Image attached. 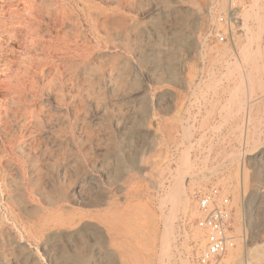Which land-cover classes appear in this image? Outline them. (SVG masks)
I'll return each mask as SVG.
<instances>
[{
    "label": "rangeland",
    "instance_id": "374dc122",
    "mask_svg": "<svg viewBox=\"0 0 264 264\" xmlns=\"http://www.w3.org/2000/svg\"><path fill=\"white\" fill-rule=\"evenodd\" d=\"M25 3L34 45L0 86V264H197L210 186L231 197L233 263L264 264V0H0L1 20ZM235 7L234 41L207 42ZM183 152L195 213L167 253Z\"/></svg>",
    "mask_w": 264,
    "mask_h": 264
},
{
    "label": "bare ground",
    "instance_id": "6f19581e",
    "mask_svg": "<svg viewBox=\"0 0 264 264\" xmlns=\"http://www.w3.org/2000/svg\"><path fill=\"white\" fill-rule=\"evenodd\" d=\"M219 2V1H218ZM225 2V1H224ZM225 4V3H224ZM218 5V4H217ZM227 5V4H226ZM82 6V5H81ZM219 7V6H218ZM14 17L18 16L20 11L16 10L14 11ZM3 13L0 14V22H3L1 20V16ZM33 6L30 4L25 3L24 8V14L23 16L20 15L19 21L16 20L10 21L8 20L9 24L7 23H0V58L6 59L8 61H2L0 60V86L1 84H5L8 88L6 90V94L13 93L12 90H10L9 85L11 84V79L17 74V69L19 68L22 61L25 60L26 53L30 48L33 47V37L35 35L34 27L32 26L31 21L33 20ZM10 18V17H9ZM262 19V18H261ZM11 20V19H10ZM260 20V19H259ZM261 21V20H260ZM263 25V24H261ZM263 28V27H262ZM262 31V30H261ZM252 32V31H251ZM3 36H6L7 38H3ZM31 39V41H29ZM262 39V38H261ZM262 43V42H261ZM262 45V44H261ZM260 49V48H259ZM15 53V57L12 59V54ZM261 53V51H260ZM263 54V53H262ZM252 55H250L251 57ZM253 57V56H252ZM262 57V56H261ZM264 57V56H263ZM254 59V58H253ZM264 61V60H263ZM249 64V63H248ZM247 64V65H248ZM51 67V66H50ZM253 67V66H252ZM251 67L250 73H254L253 68ZM255 68V67H254ZM259 69V68H258ZM262 69V68H261ZM253 70V71H252ZM257 70V68H255ZM264 70V68H263ZM244 71V69H243ZM246 72V71H245ZM173 73V72H172ZM248 72V74H250ZM246 74V73H245ZM247 74V75H248ZM174 76V75H172ZM250 76V75H248ZM247 76V77H248ZM252 76V75H251ZM254 78V77H253ZM247 79V78H246ZM200 84V83H199ZM2 90V89H1ZM237 91V90H236ZM237 93V92H236ZM235 93V94H236ZM244 93V92H243ZM7 96V95H6ZM96 96V95H95ZM247 96V94H246ZM250 96V95H249ZM236 97V96H235ZM11 98V97H9ZM251 99V97H250ZM5 100V98H4ZM248 101V100H247ZM1 102V100H0ZM250 105V104H249ZM248 108V107H247ZM249 116V115H248ZM249 118V117H248ZM249 121V120H248ZM190 127V126H189ZM191 129V128H190ZM190 129H188L187 135H190ZM258 147V146H257ZM259 148V147H258ZM254 152V150H253ZM184 153V152H183ZM250 155H254L255 153H248ZM240 155V154H239ZM262 155V152L261 154ZM189 153L186 152L182 156V165L178 167V173L175 176L174 183L168 188L167 194L164 198H162V211H165V209L168 207V205L171 204V207L169 206L167 214L164 213V231L162 234V247L165 250V252L169 253V249L171 248L174 239L176 238V225H175V219L178 217V214L180 211H183L184 215L186 217L192 215L195 213L193 210H191V197H189V189L187 188V185H185V179L182 173V168L184 165H188V167H191L192 163L189 160ZM173 173V172H171ZM176 173V172H175ZM173 177V176H172ZM208 180V179H206ZM193 182V180H192ZM191 182V184H192ZM195 182V181H194ZM203 182V181H201ZM189 186V185H188ZM225 186H228L225 184ZM224 186V187H225ZM190 188V187H189ZM192 189V188H191ZM42 191V190H41ZM166 191V190H165ZM75 194V193H74ZM73 196V195H72ZM95 196V195H94ZM93 196V197H94ZM82 198V197H81ZM89 198V197H88ZM90 199V198H89ZM93 199V198H92ZM91 200V199H90ZM93 206V205H92ZM101 207V206H100ZM138 208V207H137ZM141 208H143L141 206ZM97 210V209H96ZM99 210V209H98ZM110 210V209H109ZM108 210V211H109ZM115 210V209H114ZM140 210V209H139ZM144 210V209H143ZM113 211V210H112ZM123 211V210H121ZM197 211V210H196ZM96 212V211H95ZM117 212V211H116ZM115 212V213H116ZM198 212V211H197ZM108 213V212H107ZM112 213V212H110ZM114 213V212H113ZM127 213V211H126ZM132 213V212H131ZM118 214V213H117ZM138 214V213H137ZM121 215V214H119ZM80 216V215H79ZM92 216V215H91ZM97 216V215H96ZM112 216V215H111ZM115 216V215H114ZM154 216V215H153ZM86 217V216H85ZM98 217V216H97ZM144 217V216H143ZM156 217V216H155ZM79 218V217H77ZM89 218V217H88ZM117 218V217H115ZM160 218V217H159ZM58 219V218H57ZM56 219V220H57ZM73 219V218H72ZM80 219V218H79ZM97 219V218H96ZM103 219V218H102ZM118 219V218H117ZM116 219V220H117ZM68 220V219H67ZM76 220V219H75ZM99 220V219H98ZM159 220V219H158ZM177 220V219H176ZM106 221V220H105ZM109 221H111L109 219ZM62 223V222H61ZM60 223V224H61ZM53 225V224H52ZM55 225V224H54ZM70 225V224H69ZM180 227V226H179ZM48 228V227H47ZM158 228V227H157ZM49 229V228H48ZM68 229V227H67ZM122 229V228H121ZM156 229V228H155ZM202 231V230H201ZM200 229L195 231L193 235L191 236L192 241L195 243V248L201 250L203 248V245L205 243V235L203 232H201ZM180 234H178L179 236ZM185 239V238H184ZM183 239V240H184ZM176 240V239H175ZM30 245V244H29ZM28 246V245H27ZM177 247V246H176ZM35 250L37 248H34ZM131 249V248H130ZM233 249V248H232ZM231 249V250H232ZM236 249V248H235ZM178 250V249H177ZM197 250V249H196ZM230 252V251H229ZM228 252V253H229ZM235 252V253H234ZM183 253V252H182ZM192 253V252H191ZM229 256L227 264H235L233 261H235V258L238 256L239 250L231 251ZM131 254V253H129ZM181 254V253H180ZM166 255V254H165ZM182 255V254H181ZM225 255V256H226ZM133 256V255H132ZM189 256V255H188ZM264 256V254H263ZM262 257V256H261ZM227 258V257H226ZM263 258V257H262ZM163 262V261H161ZM165 264V263H164Z\"/></svg>",
    "mask_w": 264,
    "mask_h": 264
},
{
    "label": "built area",
    "instance_id": "2783aa9c",
    "mask_svg": "<svg viewBox=\"0 0 264 264\" xmlns=\"http://www.w3.org/2000/svg\"><path fill=\"white\" fill-rule=\"evenodd\" d=\"M236 7L223 13L206 35L207 42L230 43L234 41L232 25L238 23L233 13ZM199 217L197 226L206 232V244L197 258V264H223L225 255L236 246L238 237L233 227L231 197L220 187L210 186L194 191Z\"/></svg>",
    "mask_w": 264,
    "mask_h": 264
}]
</instances>
